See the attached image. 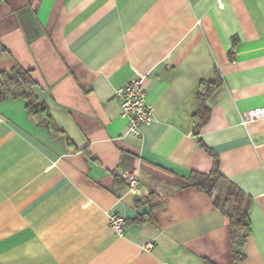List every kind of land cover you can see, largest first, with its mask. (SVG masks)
I'll use <instances>...</instances> for the list:
<instances>
[{
  "label": "crops",
  "instance_id": "0c3cea01",
  "mask_svg": "<svg viewBox=\"0 0 264 264\" xmlns=\"http://www.w3.org/2000/svg\"><path fill=\"white\" fill-rule=\"evenodd\" d=\"M0 45L59 128L0 100V264H264V117L242 116L264 106V0H2ZM139 74L152 118L136 136L116 90ZM215 165L251 196L243 247L191 182Z\"/></svg>",
  "mask_w": 264,
  "mask_h": 264
},
{
  "label": "trees",
  "instance_id": "16d2710c",
  "mask_svg": "<svg viewBox=\"0 0 264 264\" xmlns=\"http://www.w3.org/2000/svg\"><path fill=\"white\" fill-rule=\"evenodd\" d=\"M2 0H0L1 2ZM5 48L0 45V53ZM37 80L32 74V69L20 64L8 70L0 71V100L7 97H22L26 100L29 115L36 118L39 124H44L55 135L59 128L53 121L48 106L35 92ZM217 81L203 79L200 91L201 107L196 118L197 128L203 126L209 117V108L206 99L216 87ZM191 182L197 188L205 191L212 198L214 205L228 218L230 235L233 246L243 247L251 235L250 211L252 205L251 196L240 186L220 172L217 165L209 173L193 172ZM127 224V220H126ZM245 254L233 249L234 264H243Z\"/></svg>",
  "mask_w": 264,
  "mask_h": 264
},
{
  "label": "built area",
  "instance_id": "2783aa9c",
  "mask_svg": "<svg viewBox=\"0 0 264 264\" xmlns=\"http://www.w3.org/2000/svg\"><path fill=\"white\" fill-rule=\"evenodd\" d=\"M143 75L139 74L116 90V98L120 103L122 115L128 118L129 132L136 136L141 135V124L152 118V108L146 103V92L142 87ZM243 120L264 117V106L247 110L242 114ZM122 176L129 188L136 192L139 189L140 178L135 169L125 168ZM109 221L118 235H123L126 229V219L118 214L110 213ZM148 242L145 247H151Z\"/></svg>",
  "mask_w": 264,
  "mask_h": 264
}]
</instances>
